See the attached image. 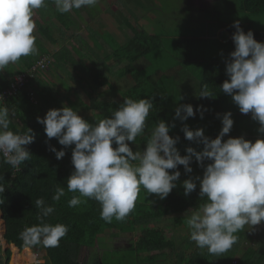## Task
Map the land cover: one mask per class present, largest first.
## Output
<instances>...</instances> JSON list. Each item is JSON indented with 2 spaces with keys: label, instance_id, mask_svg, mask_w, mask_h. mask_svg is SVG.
I'll use <instances>...</instances> for the list:
<instances>
[{
  "label": "clouds",
  "instance_id": "obj_1",
  "mask_svg": "<svg viewBox=\"0 0 264 264\" xmlns=\"http://www.w3.org/2000/svg\"><path fill=\"white\" fill-rule=\"evenodd\" d=\"M56 10L63 14L73 9L92 7L98 0H52ZM46 7V0H0V71L21 57L37 53L34 10ZM234 50L225 61L228 77L220 91L230 95L242 114H250L258 122L254 141L244 136L223 139L233 126L230 111L219 115L222 127L215 138L204 135L201 128L190 129L184 124V137L199 145L201 150L186 147L181 155L176 144L179 137L169 135L174 124L156 122L145 141L143 150H133L128 142L136 143L143 137L146 120L153 109L152 98L123 97L110 116L89 123L69 106L51 108L37 122L44 127L46 137L55 138L63 146L57 150L48 145L56 159L65 156L71 148L73 171L67 177V192L75 193L68 199L71 208L96 201L100 218L111 223L124 221L134 210L141 188L155 194L160 200L167 198L177 186L181 176L178 165L185 173H192L193 159L202 168V175L182 181L187 196L199 185V198L203 203L189 208L184 215L189 238L198 248L207 249L213 256H221L237 242L236 233L264 223V42L254 39L253 32L243 31L239 20L233 21ZM199 97L214 95L203 85ZM0 96V163L19 172L31 153L25 147L34 140L32 130L21 134L10 129L9 110ZM203 106L196 111L203 118ZM191 104L175 108V117L185 121L194 117ZM115 145V147H113ZM207 161V163H205ZM173 170V171H169ZM0 175V204L5 187ZM66 195L65 188L57 186L51 199L59 202ZM39 210L37 223L25 226L19 238L25 247H59L68 233V226L48 222L55 209L43 198L35 200Z\"/></svg>",
  "mask_w": 264,
  "mask_h": 264
},
{
  "label": "trees",
  "instance_id": "obj_2",
  "mask_svg": "<svg viewBox=\"0 0 264 264\" xmlns=\"http://www.w3.org/2000/svg\"><path fill=\"white\" fill-rule=\"evenodd\" d=\"M240 5L247 12L264 13V0H241ZM94 7L96 5L83 7L91 18L94 15ZM75 15H80L79 10L73 9L69 13L61 14L52 0H46V7L34 10L33 14L36 23L34 35L37 53L21 57L19 61L0 71V96L3 97V105L9 110L10 129L21 134L31 129L34 136L33 142L25 146L31 157L23 163L19 172L13 175V169L9 165L0 163V175L8 184L3 193V203L0 204L5 223V241L19 250L25 248L19 234L25 226L38 222L39 210L35 207V200L43 198L55 209L47 218L48 222L63 223L69 230L61 239L59 247H29L34 253L41 254V264H93L80 262L82 247H95L97 240L102 238L106 231L112 236H118L136 230L138 234L130 253L133 260L129 264H231L237 253L240 255L235 264H264V236L258 237L241 251V245L248 239V232L244 229L236 233L237 242L229 251L221 256H213L207 249L198 248L186 236L184 241L178 244L177 240L170 237L169 226L154 223L171 217L173 227H186V210L203 203L198 195V183L197 189L187 196L183 187H175L161 202L148 203L137 200L134 210L124 221L113 219L111 223L104 222L99 215L100 206L94 200H88L86 204L75 208L68 206V199L75 194L67 192V177L74 168L71 162V148L74 146L65 148V156L56 159L48 145L57 150L63 146L55 138L49 140L46 137L44 127L37 122V117L42 118L51 108L69 106L83 119L94 123L98 118L110 116L111 111L123 101V97H151L154 107L146 120L144 136L137 137L135 144L128 142L135 151L137 148L134 145H145L149 132L156 126L157 121L163 120L167 123L165 105L170 92L165 81L157 82V68H153L155 60L157 58L160 65L165 66V71L174 63H178L174 55H171L172 47L165 43L163 35L137 28L123 15L116 24L126 34L127 39L124 43L116 41L113 47L102 39L103 36L110 38L108 31L103 30L98 23H95L98 26L94 25L99 28L96 30L91 24L84 23L83 19L80 26V16H77V20ZM46 44H50L54 49H50ZM139 60L145 61L143 65L148 66L146 71L143 70L146 66L136 65ZM40 63H43V66L39 65ZM68 69L72 71L71 80H75L79 86L73 83L71 86L67 85V91L73 89V92H78L76 95L82 93L84 99H81L80 106L69 96H60L63 91L61 78ZM53 75L56 81L52 78ZM18 76H23V83L13 91L11 87ZM125 76L136 80V83L116 97L113 93L119 87L113 85L108 78L123 80ZM172 78L168 71L159 79ZM8 91L10 93H7ZM57 186L64 187L66 195L59 202H54L51 197ZM16 247L15 252L21 255V251ZM119 252H103L101 264H119L114 260ZM107 253L109 255H106ZM5 257L7 264L9 250L5 252Z\"/></svg>",
  "mask_w": 264,
  "mask_h": 264
},
{
  "label": "crops",
  "instance_id": "obj_3",
  "mask_svg": "<svg viewBox=\"0 0 264 264\" xmlns=\"http://www.w3.org/2000/svg\"><path fill=\"white\" fill-rule=\"evenodd\" d=\"M240 1L241 0H239V5L229 3L231 9H225L220 14H213L211 16L207 15V18L204 20L205 24L203 28L196 31H190L198 33V42H194L191 40L188 41V39L193 38L192 35H194V33L176 35V38H173V44L176 46L177 51L174 50L173 54L178 63H174L170 68L166 69V71L165 66L162 65L153 67L157 68V72H155V76L158 79L157 82L162 83L165 81L168 85L170 95L169 98H167V104L165 105V117L168 124L175 125L174 127L170 128L169 135L173 137H179L176 147L181 155L186 154V147L191 146L197 151L201 150L202 148V145H199L193 141H189L184 137V133L181 131V128L184 124H187V126L192 130L201 128L205 136L209 138H215L222 127L219 115H222L226 111H230L232 113L233 126L230 133L223 137V139H227L229 136H244L245 139L254 141L260 135L257 131L259 127L258 122L254 121L251 118L250 114H242L239 111L238 106L233 102L231 96L219 90L223 81L228 79L225 72V61L228 59L229 53L234 50L235 47L231 38L232 34L235 31V28L232 26L233 21L239 20L243 31L247 32L248 30H251L253 32L254 39L260 42H264V13L258 14L247 12L241 8ZM207 2L208 0H198V2L196 1L193 4H190L189 9L193 8L195 11H203L208 6L206 4ZM125 15L127 17V14ZM118 30L120 31L119 37L126 40V34L120 28ZM183 60L186 61V65H184V67L188 69L187 72H189V70H192V77L196 80V82L189 81V74L182 75V77H180V74L177 75L175 73V70L174 73L171 72V70H173L175 67H178L177 65H179L180 67L183 64ZM146 67L147 68L143 69L144 71L148 69V66ZM168 71L169 74L177 77V80L173 78L159 79L164 73L167 74ZM202 79L204 81H202ZM134 83H136V80H132L129 76H125L122 86H127L130 88L134 85ZM204 84L207 85L208 90L214 95L213 97L201 98L198 96L201 87ZM117 86L119 87L120 83L119 85L117 84ZM192 87L195 88L192 89ZM113 94H116L115 96L119 97V93L117 91ZM194 94H196L198 97H195ZM180 104H191L193 106L194 112H196V115L194 117H189L185 121H180L175 117V108ZM198 106H203V108L206 109L205 111H203V118H201L200 112L196 111ZM146 131L148 132L150 130ZM150 133L151 131L149 132V135ZM134 146L137 148V150H143L145 147V145L138 144ZM205 163H207V161ZM194 166H197V168L195 169ZM191 167L195 171L198 170L195 176H197L199 172L202 175V168L198 166L194 159L191 162ZM180 169H184L183 166H180ZM191 177L194 176L192 175ZM141 190L144 189L141 188ZM166 222L170 224L169 232L172 233V235L176 231H188V229H186V227L184 226H178V229L176 225L173 227V219L171 217L163 218V222L161 223V225L166 224ZM0 223V234H4V224L1 221ZM245 230L248 232L247 236H249L248 238L249 240L251 239V241L256 240L258 237L264 236L262 234L256 236L258 230L257 227H253L251 230H248V227H245ZM253 236L255 237L252 238ZM177 237H179V240L177 241H184L185 234L178 235ZM6 247H11L10 257L7 264H11L12 262V257L14 256L12 251L13 246L6 245L4 241L0 239V264H6ZM27 249L29 248L27 247ZM29 250L34 253L32 249ZM18 251L21 250L18 249ZM34 255L36 259H38L37 254L34 253ZM33 262L27 263L38 264V262ZM23 264H25V262Z\"/></svg>",
  "mask_w": 264,
  "mask_h": 264
},
{
  "label": "rangeland",
  "instance_id": "obj_4",
  "mask_svg": "<svg viewBox=\"0 0 264 264\" xmlns=\"http://www.w3.org/2000/svg\"><path fill=\"white\" fill-rule=\"evenodd\" d=\"M198 2V0H130L129 2L125 0H98V3L96 4V7L92 8L94 10L93 18H91L84 10V8L77 9L80 12V17L78 15H75L76 19L77 16L79 17V24L82 26V19L84 20V23L91 24L90 26H94L97 23L100 25V27H103L105 31H108L106 33L109 34L110 38L103 36L102 39L106 40L111 47L115 46L116 41H120L122 43L125 42L124 39H121L119 37L120 31L118 30L119 26L117 27V20L122 19V15L126 17L125 14H127V20L131 21L137 28L145 29L147 31L153 32L155 34L163 35L164 41L167 45H172V53L176 50V46L173 44V38H176V35L178 34H188V33H194L190 32L192 30H200L204 27V20L207 18V15H213V14H220L225 9H231V6L229 3L237 4L239 5V0H211L206 3L208 6L203 11H195L193 8H190V4H193L194 2ZM229 4V5H228ZM127 10V11H126ZM207 11V12H206ZM193 17V18H191ZM96 23V24H95ZM98 26V25H96ZM96 30H99L98 27H93ZM82 32V31H81ZM206 33V32H205ZM204 33V34H205ZM198 33H194L192 39H188V41H194L198 42L199 37H197ZM195 37V38H194ZM50 49H54L50 44H46ZM168 48V47H167ZM169 49V48H168ZM177 51V50H176ZM179 51V50H178ZM170 57V56H169ZM185 58V57H184ZM173 63V61H172ZM182 65L179 67H175L173 70H171L172 73H175L178 75L180 74V77L182 75H190V82H196V80L192 77V70L187 72V68L184 67L186 65V61H182ZM145 64V61L139 60L136 65L140 66ZM155 66L158 67L160 65V62L156 58L155 60ZM71 67V66H70ZM151 68V67H150ZM71 69H68L66 74L62 76L61 83L63 88L62 92H60V96H69L70 99L77 102L80 106L82 104L81 99L83 98L82 93L80 95H76L78 92L67 91V85L71 86L72 83L76 84V86H79V83H76L75 80H71ZM114 72H112L113 74ZM184 73V74H183ZM172 75V74H171ZM173 79L177 80V77L172 76ZM56 81V77L53 75L52 77ZM113 78V79H112ZM63 79V80H62ZM111 80L113 85H117L118 82L120 83L119 89H116L119 94L123 93L125 90H127L129 87H124L123 80H118L116 77L108 78ZM109 89V87H107ZM195 87H192L194 89ZM195 97H198L196 94H194ZM195 169L197 166H194ZM193 169V168H192ZM178 170L181 172V176L179 180L176 182V187H183L182 181L189 178V176H194L198 170H193L192 173H185L184 169H180V166H178ZM185 177V178H184ZM144 200L148 201V203H157L161 202V200L155 195V194H147L145 190H141L138 196L137 200ZM168 218V217H167ZM163 222V219L157 220L154 222L155 224L160 226L167 225L166 224L161 225ZM1 225V223H0ZM248 227V226H245ZM257 227V235H264V223L253 226ZM178 229V226H177ZM187 229V228H186ZM138 231H134L133 233L127 234H119L118 236H112L108 231L103 235L102 238H99L96 242L95 247L89 248V247H82L81 252L79 255V260L82 263H89L93 262V264H101L100 259L103 254V252H111V251H120L118 255L114 257V260H116L115 263L119 264H129L131 260H133V256H131V249L134 248V239L137 236ZM189 238V234L187 233V230H181L176 231L172 235L170 233V236L172 238H175V240H179L178 235H184ZM177 237V238H176ZM249 237V236H247ZM253 236L252 238H254ZM178 244H181L180 241H177ZM251 239H246L245 242L241 245L240 250L242 251L248 244H251ZM8 246H11L8 244ZM7 248V247H6ZM11 247H8L7 250H10ZM27 248V247H25ZM24 248V249H25ZM29 248V247H28ZM21 251V255L23 253V250ZM30 249V248H29ZM14 250V249H13ZM12 250V251H13ZM15 252V250H14ZM16 253V252H15ZM17 254V253H16ZM106 255H109L107 253ZM240 253L236 254V257H234L231 264H235L238 260V256ZM37 258L35 257L33 263L41 264L43 262V258L41 254H37ZM24 263V262H23ZM22 263V264H23ZM25 264H32L27 263Z\"/></svg>",
  "mask_w": 264,
  "mask_h": 264
},
{
  "label": "bare ground",
  "instance_id": "obj_5",
  "mask_svg": "<svg viewBox=\"0 0 264 264\" xmlns=\"http://www.w3.org/2000/svg\"><path fill=\"white\" fill-rule=\"evenodd\" d=\"M14 247H12V250ZM13 257L11 264H22L23 262H33L35 259L34 253H32L29 249L25 248L23 250L22 255H18L13 250Z\"/></svg>",
  "mask_w": 264,
  "mask_h": 264
},
{
  "label": "built area",
  "instance_id": "obj_6",
  "mask_svg": "<svg viewBox=\"0 0 264 264\" xmlns=\"http://www.w3.org/2000/svg\"><path fill=\"white\" fill-rule=\"evenodd\" d=\"M39 65L43 66V63H40ZM22 83H23V76L16 77V82L14 85H12L11 89L14 91L16 88H19ZM7 93H10V91H8ZM3 94H5V93H3ZM13 172H14V170H13Z\"/></svg>",
  "mask_w": 264,
  "mask_h": 264
},
{
  "label": "water",
  "instance_id": "obj_7",
  "mask_svg": "<svg viewBox=\"0 0 264 264\" xmlns=\"http://www.w3.org/2000/svg\"><path fill=\"white\" fill-rule=\"evenodd\" d=\"M0 221L4 224V230L3 232L5 233V223H4V220H3V216H2V212L0 211ZM4 234H0V239H2L4 241V243L6 245H8V243L5 241L4 237H3ZM12 246L16 247L15 245L12 244ZM17 248V247H16ZM18 249V248H17Z\"/></svg>",
  "mask_w": 264,
  "mask_h": 264
}]
</instances>
